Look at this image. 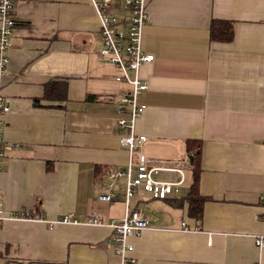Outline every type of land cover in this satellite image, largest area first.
<instances>
[{
  "label": "crops",
  "instance_id": "obj_1",
  "mask_svg": "<svg viewBox=\"0 0 264 264\" xmlns=\"http://www.w3.org/2000/svg\"><path fill=\"white\" fill-rule=\"evenodd\" d=\"M12 1L4 139L18 148L4 154L0 202L21 218L0 224V264H120L111 230L84 222L92 211L103 223L124 216L125 179L110 171L128 162L119 143L128 129L117 125L128 109L111 100L129 88L98 59L90 0ZM147 10L141 49L154 60L139 69L147 89L135 133L147 137L150 166L174 164L183 181L164 200L140 190L130 200L128 211L144 213L149 229L130 239L135 262L126 264H264L253 240L264 234V0H147ZM212 20L232 23L231 42L210 40ZM49 82L66 83L65 101L43 98ZM186 140L201 143L199 221L187 215ZM108 189L116 198L98 200ZM67 213L81 223L47 226Z\"/></svg>",
  "mask_w": 264,
  "mask_h": 264
},
{
  "label": "built area",
  "instance_id": "obj_2",
  "mask_svg": "<svg viewBox=\"0 0 264 264\" xmlns=\"http://www.w3.org/2000/svg\"><path fill=\"white\" fill-rule=\"evenodd\" d=\"M99 21V40L101 47L97 52L99 61L113 65L118 74L115 82L128 86L125 94L111 100L128 109V118L119 119L117 125L127 128L128 134L120 136L119 143L128 153V162L123 170L110 171L111 178H124L123 203L125 213L121 220L103 223L95 211H92L84 224L88 226H106L111 230L109 240L111 250L120 259V264L134 263L130 256L133 245L130 239L138 237L149 229V218L140 210L128 211V204L140 190L151 199L164 200L177 193V187L182 183V172L174 164H163L152 167L151 160L142 153L143 144L147 137L135 133V122L144 110L139 104V96L147 89L146 83L139 77V69L143 64L154 60L151 54L144 53L141 49L142 31L145 25L151 22L147 10V0H90ZM16 25L14 3L12 0H0V170L2 160L7 151L15 150L18 145L4 139L5 118L11 113L12 107L9 98L3 94L2 79L7 75L8 50L10 40ZM134 153H136L134 155ZM187 162V161H186ZM159 171H172L181 176L178 182H163L156 179ZM116 197L108 189L101 192L97 199L110 202ZM259 202L264 203V195L259 197ZM20 216L11 214L3 208L0 202V224L7 220H16ZM79 220L71 213L52 221H47V226L52 228L57 224H80ZM184 232L185 224H181ZM254 244L264 249V234L253 236Z\"/></svg>",
  "mask_w": 264,
  "mask_h": 264
},
{
  "label": "trees",
  "instance_id": "obj_3",
  "mask_svg": "<svg viewBox=\"0 0 264 264\" xmlns=\"http://www.w3.org/2000/svg\"><path fill=\"white\" fill-rule=\"evenodd\" d=\"M211 41L222 43L231 42L233 39V25L229 21L212 20L209 26ZM67 85L64 82H49L44 85L43 98L48 101H65ZM185 151L190 159L191 184L185 197L188 217L199 221L202 217L203 205L207 198L199 193L200 153L199 140H186Z\"/></svg>",
  "mask_w": 264,
  "mask_h": 264
}]
</instances>
